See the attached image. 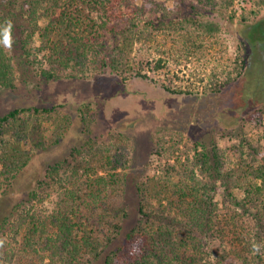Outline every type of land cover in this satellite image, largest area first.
<instances>
[{"label": "trees", "instance_id": "1", "mask_svg": "<svg viewBox=\"0 0 264 264\" xmlns=\"http://www.w3.org/2000/svg\"><path fill=\"white\" fill-rule=\"evenodd\" d=\"M180 3L175 0L169 8L154 0H0V25L12 21L11 32L0 33V90L30 83L29 71L44 83L63 80L64 74V79H88L107 71L122 81L151 80L145 68L206 62L222 44L219 24L205 19L203 7L229 9L234 0L189 1L191 13L182 14ZM263 6L264 0L254 1L241 18L254 19ZM255 27L240 33L251 49H260L256 39L263 40L264 31ZM136 45L158 58L136 63ZM226 64L211 73L213 93L242 74V58ZM79 114L85 124L93 119L89 104L81 105ZM69 123V114L46 105L16 107L1 116L0 192L11 186L33 152L57 144ZM124 138L117 135L113 144L88 137L47 167L26 202L0 220V264H264L262 142L251 149L252 160L239 153L225 171L223 152L210 142L196 140L181 149L180 137L161 135L154 152L173 162L160 175L137 182L130 195L129 140ZM56 184L53 206L36 207L50 196L41 192ZM221 188L219 205L214 197ZM128 221H133L130 227ZM215 240L220 247L212 260L209 248Z\"/></svg>", "mask_w": 264, "mask_h": 264}, {"label": "rangeland", "instance_id": "2", "mask_svg": "<svg viewBox=\"0 0 264 264\" xmlns=\"http://www.w3.org/2000/svg\"><path fill=\"white\" fill-rule=\"evenodd\" d=\"M154 1L169 8L175 7V0ZM176 1L182 2L181 14L185 11L191 13L189 1L195 4V0ZM254 1L234 0L229 9H212L211 5L203 7L205 19L219 24L218 42L222 44L215 46V49H221L216 50L217 53L213 50V56L206 62L195 59L179 63L170 61L167 68L159 71L145 68L142 72L151 80L131 78L122 81L107 71L98 76L88 74V79H64V74L63 80L44 83L29 71L30 83L21 82L15 90H0V117L16 107L43 105L55 106L70 115V125L58 143L33 152L29 163L16 174L11 186L0 192V220L14 205L26 202L30 192L44 180L49 165L67 158L88 137L106 143L113 141V144H118L117 135L129 140L125 152L129 157L127 180L130 195L137 182L160 175L162 168L173 162L171 158L154 152L157 140L167 133L181 138V149L185 146L190 149L196 140L215 145L223 152L225 171H230L236 164L239 153L243 159L252 160L251 149L258 148L260 142L264 146V39H256L262 48L251 49L240 32L249 31L253 26H260L264 31V6L254 19L245 21L241 18L254 6ZM140 2L136 0V4ZM252 35L253 31L248 37L252 38ZM135 49L132 57L136 63L159 56L147 47L136 45ZM221 52L224 54L219 57ZM253 52L257 53L252 58ZM236 56L244 60L241 76L220 87L218 93H213L209 89L211 73L220 72L224 65H228V59ZM165 87L177 93L171 94ZM83 104H89L93 116L86 124L79 114ZM85 127L89 129L87 133ZM60 186L63 187L64 182ZM60 186L56 184L51 191L41 192L44 197L47 192L50 196L41 203L35 202L36 207L50 209ZM234 192L237 197L242 196L237 190ZM223 195L222 188L215 194L214 199L219 205ZM133 212L132 220L136 217ZM132 223L128 221L126 226L130 227ZM214 243L215 246L209 248L212 260L220 247L218 240Z\"/></svg>", "mask_w": 264, "mask_h": 264}, {"label": "clouds", "instance_id": "3", "mask_svg": "<svg viewBox=\"0 0 264 264\" xmlns=\"http://www.w3.org/2000/svg\"><path fill=\"white\" fill-rule=\"evenodd\" d=\"M12 29V21H5L3 25H0V33H10ZM5 46H8V36L5 35L4 39Z\"/></svg>", "mask_w": 264, "mask_h": 264}]
</instances>
